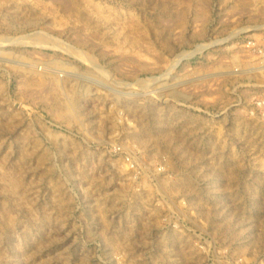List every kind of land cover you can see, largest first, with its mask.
<instances>
[{
	"label": "rangeland",
	"instance_id": "1",
	"mask_svg": "<svg viewBox=\"0 0 264 264\" xmlns=\"http://www.w3.org/2000/svg\"><path fill=\"white\" fill-rule=\"evenodd\" d=\"M0 264H264V0H0Z\"/></svg>",
	"mask_w": 264,
	"mask_h": 264
},
{
	"label": "bare ground",
	"instance_id": "2",
	"mask_svg": "<svg viewBox=\"0 0 264 264\" xmlns=\"http://www.w3.org/2000/svg\"><path fill=\"white\" fill-rule=\"evenodd\" d=\"M206 43H207V42H206ZM206 43H205V42L198 43V44L195 46V48H202V47H204V46L206 45Z\"/></svg>",
	"mask_w": 264,
	"mask_h": 264
},
{
	"label": "built area",
	"instance_id": "3",
	"mask_svg": "<svg viewBox=\"0 0 264 264\" xmlns=\"http://www.w3.org/2000/svg\"><path fill=\"white\" fill-rule=\"evenodd\" d=\"M250 44L252 45V42H250Z\"/></svg>",
	"mask_w": 264,
	"mask_h": 264
}]
</instances>
